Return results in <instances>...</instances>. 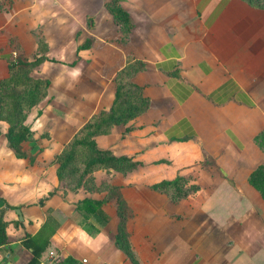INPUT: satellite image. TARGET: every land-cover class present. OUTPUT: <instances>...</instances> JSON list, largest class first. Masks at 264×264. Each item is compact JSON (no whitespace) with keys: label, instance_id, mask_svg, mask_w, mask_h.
Returning <instances> with one entry per match:
<instances>
[{"label":"crops","instance_id":"crops-1","mask_svg":"<svg viewBox=\"0 0 264 264\" xmlns=\"http://www.w3.org/2000/svg\"><path fill=\"white\" fill-rule=\"evenodd\" d=\"M107 1L12 0L0 9V80L15 47L29 61L44 55L31 76L49 81L25 120L32 164L15 157L0 121V218L8 223L0 264L32 263L26 243L47 210L59 227L37 264H132L115 246L117 199L132 214L126 230L138 264H264V201L248 183L264 164L254 143L264 130V8L244 0H119L132 23L122 43ZM130 59L144 64L131 83L148 108L94 140L139 166L95 172L96 192L48 196L59 187L55 156L111 107L114 78ZM177 176L198 191L172 202L150 189ZM84 198L105 200L106 226L77 210Z\"/></svg>","mask_w":264,"mask_h":264},{"label":"trees","instance_id":"trees-1","mask_svg":"<svg viewBox=\"0 0 264 264\" xmlns=\"http://www.w3.org/2000/svg\"><path fill=\"white\" fill-rule=\"evenodd\" d=\"M249 5L264 8V2L260 0H244ZM263 6H262V5ZM105 8L112 15L114 21L119 25L122 38L126 43L132 23L129 15L119 4V0H109ZM45 42L39 39L38 53L44 54ZM88 45L78 48L84 49ZM8 63L9 75L0 80V121L7 124L5 134L7 146L13 151L18 159H28L33 163L32 157H28L25 147L32 140V132L26 126L27 114L43 101L47 96L49 81L31 76L34 69L47 60L44 55L35 57L29 61L23 54L15 57H4ZM73 66V63L71 64ZM144 70V64L138 61L127 60L124 68L114 78L115 92L111 107L101 110L93 115L86 124L79 129L63 150L55 156L56 176L59 187L48 196L57 191L64 198L67 192L77 193L79 189L88 192L98 190L94 182L93 174L97 171H114L121 174L135 170L139 163L133 162L127 157H116L109 150L99 149L94 138L99 135H108L114 126L126 125L129 121L145 113L149 101L143 97L142 89L131 83L132 76ZM254 143L264 153V130L254 138ZM32 150V149H31ZM248 183L261 196L264 201V164L258 166L248 177ZM150 189L165 195L170 201L178 202L198 191V186L189 184L188 180L177 176L171 181L162 180L150 186ZM112 188L109 190L111 191ZM105 200H94L84 198L77 203V210L87 217L95 220L99 226H106L111 218L103 211ZM43 205V200L39 202ZM116 216L118 218L117 233L115 235V246L123 251L132 264H138L129 244V233L126 230L127 220L132 214L124 201L117 199ZM8 223L0 218V247L7 242L6 227ZM59 224L52 217L51 211H46V221L36 234L26 243L33 253L31 264H37V259L49 245L50 238L55 234ZM91 234L98 233L94 229ZM72 259H65L58 264H72Z\"/></svg>","mask_w":264,"mask_h":264},{"label":"rangeland","instance_id":"rangeland-1","mask_svg":"<svg viewBox=\"0 0 264 264\" xmlns=\"http://www.w3.org/2000/svg\"><path fill=\"white\" fill-rule=\"evenodd\" d=\"M262 2H264V0H260ZM12 2V0H0V9H2L3 11H7L5 8V6H8L9 7V4ZM262 5V4H261ZM263 6V5H262ZM38 37V41L39 39H42L40 37V35H36ZM40 37V38H39ZM11 43V47H12V41L10 42ZM13 52H15L14 54H12ZM21 51H18L15 47L11 50V52L9 53V56L11 57H15V55L19 54ZM22 54V53H21ZM112 212V211H111ZM113 214V213H111ZM118 219V218H117Z\"/></svg>","mask_w":264,"mask_h":264}]
</instances>
